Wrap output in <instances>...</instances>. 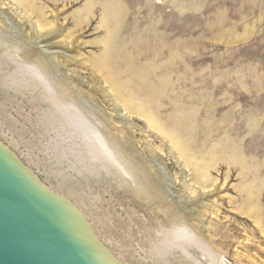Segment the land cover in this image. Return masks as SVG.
<instances>
[{"label": "rangeland", "instance_id": "1", "mask_svg": "<svg viewBox=\"0 0 264 264\" xmlns=\"http://www.w3.org/2000/svg\"><path fill=\"white\" fill-rule=\"evenodd\" d=\"M20 1L0 0V141L74 204L122 264H264V0ZM36 24L50 36L40 38ZM108 29L112 69L135 99L131 112L108 97L90 62ZM28 51L57 57L48 71L35 69L99 127L114 161L93 162L66 140L27 70ZM141 105L179 137L188 160L132 113ZM120 137L129 160L114 143ZM128 162L158 183L153 205L139 200ZM167 203L187 220L174 224ZM177 226L200 247L165 243Z\"/></svg>", "mask_w": 264, "mask_h": 264}, {"label": "water", "instance_id": "2", "mask_svg": "<svg viewBox=\"0 0 264 264\" xmlns=\"http://www.w3.org/2000/svg\"><path fill=\"white\" fill-rule=\"evenodd\" d=\"M0 264H122L74 204L1 141Z\"/></svg>", "mask_w": 264, "mask_h": 264}, {"label": "bare ground", "instance_id": "3", "mask_svg": "<svg viewBox=\"0 0 264 264\" xmlns=\"http://www.w3.org/2000/svg\"><path fill=\"white\" fill-rule=\"evenodd\" d=\"M28 1V0H27ZM26 0H21L20 3L22 5H28V2ZM4 5V4H3ZM105 5V4H104ZM106 11V10H105ZM26 14V16L24 15ZM24 19H26V21H28L27 19L30 18V14H27L26 11L24 10ZM23 17V16H22ZM114 16H109L110 20L111 19H114L112 18ZM82 18V17H81ZM108 18V16L106 17ZM106 18H103L101 19V24L103 25H106L107 23V19ZM122 18V17H121ZM85 19V18H84ZM83 19V20H84ZM88 19V18H87ZM82 20V19H81ZM86 20V19H85ZM3 22V21H2ZM80 22V21H79ZM111 22V21H110ZM48 24V23H47ZM49 25V24H48ZM113 25V24H112ZM34 27V26H33ZM105 28V27H104ZM36 29H37V32L39 33V36L40 38L42 37H45V36H50V34L52 33L51 29L50 28H46V27H42V25L40 26L39 24H36ZM53 30V29H52ZM115 30V29H114ZM108 34H107V38L103 41V45H104V49L102 50L103 52H101V55H99L98 57L94 58V60L90 61L91 62V65L93 68H95L97 70V72H99L101 75L104 76V83L105 85L107 84L108 87H109V90L106 92L110 97L112 98L114 101H117V99H121L120 101L123 103V109H124V112L127 110L129 112H131L132 108L134 106V98L132 97V95H130L128 92L130 90H128V87L126 85V83H123L119 80V77H118V74L115 73V71L112 69V64H111V60H112V52H113V44L111 45V38L109 36H111V34H113L112 31H110L108 29ZM119 32V31H118ZM114 35V34H113ZM117 38V37H116ZM59 44V43H58ZM70 44V43H69ZM135 44V42H134ZM62 45V43L60 44ZM133 46V45H132ZM69 47V46H68ZM122 48V46H121ZM137 49V48H136ZM123 52V51H122ZM118 54V52H117ZM117 57V56H116ZM127 57V56H126ZM118 58V57H117ZM123 58V57H122ZM54 59H57V57H53V58H45L43 57L42 55L40 54H37L36 52H32L30 53L28 51L27 55L25 56L24 60L25 62L27 63L26 65L29 66H33L34 68H39L41 67L42 70L44 69L45 71H48L50 68H52V66L55 65V61ZM119 59V58H118ZM127 60V59H126ZM57 61V60H56ZM122 61H124V59H122ZM131 61V60H130ZM126 62V61H125ZM131 63V62H129ZM128 63V65H130ZM117 65V64H115ZM133 66V65H132ZM55 67V66H54ZM130 67V66H129ZM50 72V71H49ZM131 72V71H130ZM139 73V72H138ZM141 74V73H140ZM124 75V71H123V74ZM130 76H132L131 74H129ZM126 77V76H125ZM127 78V77H126ZM133 78V77H132ZM138 78V77H137ZM136 78V79H137ZM125 79V78H124ZM122 80V79H121ZM138 80V79H137ZM133 82V80H132ZM135 83V82H134ZM139 83V82H137ZM103 84V83H102ZM141 84V83H140ZM139 84V85H140ZM131 85V84H130ZM142 85V84H141ZM153 86V85H152ZM133 87V86H131ZM147 87V85H146ZM150 87V86H149ZM155 87V85H154ZM142 88V87H141ZM159 88V87H158ZM162 88V87H160ZM144 89V88H143ZM147 89V88H146ZM150 89V88H149ZM156 90V88H155ZM134 90H132L133 92ZM145 91V90H143ZM148 93L150 92L149 90H147ZM135 92V91H134ZM146 92V91H145ZM154 92V91H153ZM162 92V91H161ZM139 93V92H138ZM164 93V92H163ZM132 94V93H131ZM141 94V93H139ZM144 94V93H143ZM147 95V93H145ZM156 94V93H155ZM175 94V93H174ZM159 96V94H157ZM139 96V95H138ZM141 96V95H140ZM139 96V97H140ZM171 96V94H170ZM169 97V96H168ZM143 98V97H142ZM158 98V97H157ZM187 98V97H186ZM111 99V100H112ZM160 99V98H159ZM173 100V99H172ZM119 101V100H118ZM154 101V99H153ZM170 101V99H169ZM171 102V101H170ZM139 103V102H138ZM136 104V102H135ZM121 105V104H119ZM152 105H153V102H152ZM136 106V105H135ZM157 106V105H156ZM146 107V106H145ZM143 105L139 106L135 112H132L136 115H138L139 117L141 118H144L147 122V125L149 128H152L154 130H156L158 133H164V134H167L168 138H170L174 145L177 147L178 151L180 152V155L184 158H186L188 160V158L186 157V151L184 150V147H183V142L180 141L179 137H177L173 131L172 132H169L168 130H166V128L158 121V119H156L154 117L153 114H151V112L149 113V107L148 109H146ZM152 107V106H150ZM159 108V106H158ZM157 109V108H156ZM148 110V111H147ZM152 110V109H151ZM154 110V109H153ZM158 110V109H157ZM155 112V111H153ZM186 112V111H185ZM188 113V112H187ZM155 114V113H154ZM174 114V113H173ZM172 115V114H171ZM177 115V114H176ZM125 116V115H124ZM104 117V116H103ZM176 117V116H175ZM128 118H130V114L128 116ZM127 118V119H128ZM174 118V117H173ZM171 118V119H173ZM188 118V116H187ZM176 119V118H174ZM180 118H178V122L179 121H182V120H179ZM122 120V119H121ZM160 120V119H159ZM185 120V119H184ZM171 122V120H169ZM161 122H163V120H161ZM113 123V122H112ZM174 123V121H173ZM177 123V121L175 122V124ZM182 123V122H180ZM179 123V124H180ZM131 124V123H130ZM110 125V124H109ZM166 125V124H165ZM174 125V124H173ZM178 125V124H177ZM181 125V124H180ZM108 126V125H107ZM112 126V125H111ZM123 126V125H122ZM189 126V125H188ZM135 127V126H133ZM173 127L172 129H174L175 126H171ZM110 128V127H109ZM114 127H112L113 129ZM131 128V127H129ZM178 128V127H177ZM176 128V129H177ZM115 129V128H114ZM127 129V128H126ZM133 129V128H132ZM171 129V128H170ZM118 130V129H117ZM131 130V129H129ZM122 131V130H121ZM134 131V130H133ZM171 131V130H170ZM175 131V130H174ZM180 131V130H179ZM184 131V130H182ZM181 131V132H182ZM116 132V131H115ZM156 132V133H157ZM176 132V131H175ZM117 133V132H116ZM122 133V132H121ZM144 133V132H143ZM120 134V133H118ZM177 134V133H176ZM179 134V133H178ZM177 134V135H178ZM181 135V133H180ZM116 136V135H114ZM121 136V135H120ZM146 136V135H145ZM193 137V136H192ZM186 141V140H185ZM114 143L115 145L117 146L118 150L124 155V157L126 158L125 160H129L128 158V153H129V148H128V145L126 143V141L120 137V138H116L114 139ZM191 144V143H190ZM170 145V144H169ZM193 145V144H192ZM130 146V145H129ZM189 150V149H187ZM200 151V149H199ZM187 152H190V151H187ZM192 152V151H191ZM217 153V152H216ZM190 155V154H189ZM188 155V156H189ZM192 155V154H191ZM230 156V155H229ZM200 157V156H199ZM201 158V157H200ZM132 159V157L130 158ZM137 159V158H136ZM135 159V161H136ZM139 159V158H138ZM225 159V158H224ZM193 160V159H191ZM190 162H194V161H191ZM134 162V161H133ZM147 162V161H146ZM129 165H131V168H132V174H134V177H135V183H136V191H137V196L139 197V200H143L144 202L148 203V204H154L156 202V200L158 199V197L161 195V191H160V187L158 185V183L155 181V179L152 177V175L150 174V172H147L145 169H143V166L141 164H139L138 162L136 163H130L128 162ZM142 163V162H141ZM145 163V162H144ZM183 163V162H182ZM197 163V162H196ZM193 165V164H192ZM195 165V164H194ZM147 167V166H146ZM151 167V166H150ZM197 168V167H196ZM148 169V167H147ZM153 172V171H152ZM157 172V171H155ZM198 172V171H197ZM156 176V175H154ZM204 178V177H203ZM202 179V178H201ZM158 180V179H157ZM135 193V192H134ZM132 194V193H131ZM130 195V194H129ZM136 195V194H135ZM135 199L138 200V198L135 196ZM142 202V201H140ZM161 208L163 207V205H159ZM158 206V207H159ZM166 210L168 211H173L175 214L172 216L171 220L174 222V224L176 223H184L186 220H187V217L186 216H182V215H179L176 213V211H174V207L170 204V203H167L166 204ZM161 208H158V209H161ZM172 223V222H171ZM223 260V259H222Z\"/></svg>", "mask_w": 264, "mask_h": 264}, {"label": "clouds", "instance_id": "4", "mask_svg": "<svg viewBox=\"0 0 264 264\" xmlns=\"http://www.w3.org/2000/svg\"><path fill=\"white\" fill-rule=\"evenodd\" d=\"M27 70L40 81L47 102L62 122L66 140L73 142L93 162L104 164L106 161H114L115 154L99 127L75 103L59 97L47 78L33 66H29ZM165 243L170 246L200 247L196 234L186 226H177L171 230ZM222 264H227V260Z\"/></svg>", "mask_w": 264, "mask_h": 264}]
</instances>
